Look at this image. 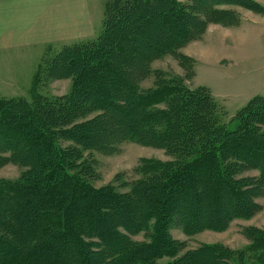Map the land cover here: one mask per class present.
Listing matches in <instances>:
<instances>
[{"label":"trees","instance_id":"16d2710c","mask_svg":"<svg viewBox=\"0 0 264 264\" xmlns=\"http://www.w3.org/2000/svg\"><path fill=\"white\" fill-rule=\"evenodd\" d=\"M190 10L179 0H111L96 39L45 59L31 102L0 101V168H23L19 181H0V264H199L205 249L215 264H264L258 227L243 229L242 252L220 244L183 252L172 233L226 231L252 219L264 197V96L228 120L208 88L151 68L174 57L193 74L181 54L195 38ZM56 74L73 80L71 93H38ZM124 142L171 159L144 161L125 193L91 186L82 177L89 157Z\"/></svg>","mask_w":264,"mask_h":264},{"label":"rangeland","instance_id":"374dc122","mask_svg":"<svg viewBox=\"0 0 264 264\" xmlns=\"http://www.w3.org/2000/svg\"><path fill=\"white\" fill-rule=\"evenodd\" d=\"M109 1L88 0L96 33L81 41L96 39L103 32ZM179 1L191 8L188 23L194 27L191 36L195 38L181 48V54L193 61V74L186 72L190 66L188 63L181 66L174 57L156 60L151 68L170 76H179L188 87L208 88L227 111L229 120L251 99L264 96V0ZM196 12L201 15H194ZM76 41L31 48L19 53L0 51V101L23 98L31 102L34 79L39 76L45 59ZM153 86V76L141 83L145 90ZM38 87V93L42 96L61 98L71 93L73 80L56 74L53 79L43 77ZM85 155L88 157L90 154ZM170 159L164 150L124 142L116 150L92 153L88 159L93 161L91 174L88 178L82 177L94 188L112 186L125 193L140 178L138 170L144 161ZM22 173L23 168L7 164L0 168V181H19ZM250 175L256 176L258 173L252 172ZM258 202L261 209L252 219L234 222L226 231L207 230L188 238L175 227L172 233L186 243L183 252L219 244L234 252H242L248 244L243 229L253 226L264 230V197H260ZM137 240H142V237L139 236ZM205 250L195 258L196 261L199 264H215L209 256L211 250ZM170 260L164 257L160 264H167Z\"/></svg>","mask_w":264,"mask_h":264},{"label":"crops","instance_id":"0c3cea01","mask_svg":"<svg viewBox=\"0 0 264 264\" xmlns=\"http://www.w3.org/2000/svg\"><path fill=\"white\" fill-rule=\"evenodd\" d=\"M95 33L88 0H0L1 52L80 43Z\"/></svg>","mask_w":264,"mask_h":264}]
</instances>
